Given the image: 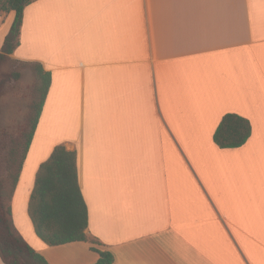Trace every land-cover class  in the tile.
Returning a JSON list of instances; mask_svg holds the SVG:
<instances>
[{
    "label": "crops",
    "instance_id": "obj_1",
    "mask_svg": "<svg viewBox=\"0 0 264 264\" xmlns=\"http://www.w3.org/2000/svg\"><path fill=\"white\" fill-rule=\"evenodd\" d=\"M15 17L0 13V53ZM24 18L12 56L52 78L31 150L52 145L24 184L30 150L11 202L27 242L49 264L100 258L48 246L29 215L63 144L114 264H264V0H36ZM228 114L251 122L240 148L214 143Z\"/></svg>",
    "mask_w": 264,
    "mask_h": 264
},
{
    "label": "trees",
    "instance_id": "obj_2",
    "mask_svg": "<svg viewBox=\"0 0 264 264\" xmlns=\"http://www.w3.org/2000/svg\"><path fill=\"white\" fill-rule=\"evenodd\" d=\"M34 1L0 0V13L16 14L2 48L3 54L12 55L20 45L25 9ZM1 53L0 59L4 57ZM34 65L41 82L40 99L34 106L31 129L23 145L13 143L8 148L5 144L9 136L1 126L0 107V256L5 264H49L17 229L11 206L52 85L51 74L42 64ZM1 97L0 88V100ZM252 131L248 119L228 114L215 132L214 142L222 149L240 148L248 142ZM29 215L37 236L48 246L90 242L92 249L100 255L96 264H114V255L96 248L97 242L88 235L89 210L80 186L78 156L63 144L57 145L39 167L30 197Z\"/></svg>",
    "mask_w": 264,
    "mask_h": 264
},
{
    "label": "rangeland",
    "instance_id": "obj_3",
    "mask_svg": "<svg viewBox=\"0 0 264 264\" xmlns=\"http://www.w3.org/2000/svg\"><path fill=\"white\" fill-rule=\"evenodd\" d=\"M1 55L4 56L0 59L1 126L9 136L5 143L9 148L13 143L23 145L25 142V136L31 129V120L35 114L34 106L40 99L38 90L41 82L34 64L19 61L3 52ZM51 145L49 142H44L41 136L36 138L26 163L24 184L31 180L32 173L35 171L31 169L44 159ZM195 149L199 153L203 152L201 144L196 145ZM20 216H18L20 223H24V215L20 214ZM26 224L24 223L25 226H23L25 231Z\"/></svg>",
    "mask_w": 264,
    "mask_h": 264
},
{
    "label": "bare ground",
    "instance_id": "obj_4",
    "mask_svg": "<svg viewBox=\"0 0 264 264\" xmlns=\"http://www.w3.org/2000/svg\"><path fill=\"white\" fill-rule=\"evenodd\" d=\"M49 138V137H48Z\"/></svg>",
    "mask_w": 264,
    "mask_h": 264
}]
</instances>
